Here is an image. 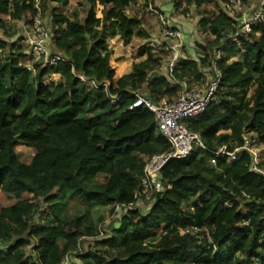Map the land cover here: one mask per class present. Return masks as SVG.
Segmentation results:
<instances>
[{
  "label": "trees",
  "instance_id": "obj_1",
  "mask_svg": "<svg viewBox=\"0 0 264 264\" xmlns=\"http://www.w3.org/2000/svg\"><path fill=\"white\" fill-rule=\"evenodd\" d=\"M76 1L82 18L59 11L69 0H0V191L14 199L0 207V264H58L67 256L69 264H264V175L251 169L245 151L232 162L215 157L222 146L240 147L245 133L264 148V10L242 32L240 19L225 11L229 0H172V15L199 17L205 37L195 43L199 56L180 57L168 73V54L142 45L136 57L145 59L116 78L105 38L128 45L147 37L142 19L126 13L138 0ZM140 1L152 15L149 0ZM37 16L47 18L46 25L40 21L50 54L62 59L51 65L33 62L13 27H31ZM164 64L166 75L159 72ZM214 68L220 74L214 97L202 114L182 120L203 147L170 160L159 174L163 191L123 207L100 235L104 218L94 222L91 210L110 207L114 215L115 205L135 202L146 160L169 149L148 109L128 110L134 93L175 102L182 82L190 88L207 73L215 79ZM50 75L60 79L45 84ZM18 143L33 154L21 158ZM71 202L83 205L81 215L65 214ZM191 227L198 232H183ZM83 239L92 240L86 249ZM117 248L120 257L101 253Z\"/></svg>",
  "mask_w": 264,
  "mask_h": 264
},
{
  "label": "built area",
  "instance_id": "obj_2",
  "mask_svg": "<svg viewBox=\"0 0 264 264\" xmlns=\"http://www.w3.org/2000/svg\"><path fill=\"white\" fill-rule=\"evenodd\" d=\"M241 7V0H229L225 5V11L234 17L241 10ZM263 10L261 8L250 19H244L242 32H247L252 23L262 18ZM146 11L158 17V31L162 40H147L143 46L152 52H166L168 54V73H171L180 59L178 51L181 48L182 33L169 25L168 21L153 6L151 0L148 2ZM25 31L24 41L29 47L28 53L31 55L33 62L42 59L44 65H51L58 60H62L60 56L50 54L46 46L48 31L42 25L39 16L33 19L31 27H27ZM27 69L32 71L31 63L27 66ZM214 71L216 73L215 79H208L206 77L202 83H196L190 88L182 82L181 84L184 87L183 91L175 102L155 103L139 93H134L135 100L128 107V110H134L140 107L148 109L153 114L154 121L160 133L168 142L169 149L166 152L155 154L146 160L143 175L140 179V190L134 196L136 201L128 205H115L114 214L119 213L123 207H133L138 202H148L151 200L152 194L161 193L163 187L159 180V174L162 168L170 160L186 158L191 153L193 145L203 147L199 140V134L188 130L183 125L182 120L200 115L206 110L218 86L220 74L215 68ZM78 78L81 82L92 88L102 87L105 91L107 89V83H102L100 86L92 80L84 79L82 76H78ZM116 101L117 98H113V102ZM262 148L255 137L251 136L250 133H245L242 135V145L240 147L228 150L225 146H222L215 152V157H226L229 162H232L238 158L241 151H245L250 155L251 169L264 175V168H260L259 166L263 159ZM215 159L210 160V165L215 164ZM183 232L194 234L198 232V229L191 227ZM100 235H102V231H100ZM69 259L67 256L58 264H69Z\"/></svg>",
  "mask_w": 264,
  "mask_h": 264
},
{
  "label": "rangeland",
  "instance_id": "obj_3",
  "mask_svg": "<svg viewBox=\"0 0 264 264\" xmlns=\"http://www.w3.org/2000/svg\"><path fill=\"white\" fill-rule=\"evenodd\" d=\"M37 2H38V0H35V3H37ZM241 2H242L241 10L234 17L237 19H240L242 24H243L244 19L245 20L250 19L252 17V15L256 11L261 9L262 6L264 5V0H241ZM58 9L62 14H65L67 16H70L74 12H78L79 18H82V15H84V10H83L84 7L78 6L77 2L75 0H69V2L66 5H59ZM196 17H197V15L194 12L191 13V15L189 16V19H191V23H193V24L196 23L194 20V18H196ZM39 18H40V16H39ZM40 19L42 20L43 24L46 25V21H47L46 19L47 18H45V19L40 18ZM13 27H15V31L17 30L18 36H21L22 39H24V35L26 32L25 30H27V27L24 26L22 23H15V25ZM182 32L184 33L186 31H183V29H182ZM153 34H154L153 37L155 39L162 40L159 36V31H158V35H156V31L153 32ZM15 38H16V35L13 36L12 39H15ZM154 38H152V40H154ZM8 40H10V39H8ZM188 41H198L199 43H201V42H205V37L201 33H199L198 31L196 32L193 28V30L191 32H189V40ZM138 43H139V41L133 42L134 52H133V48H132V50L130 49L132 55L129 58H132V57L134 58L133 53H135L137 51L138 47H136V46L139 45ZM20 45L23 47L24 51H26L27 53L29 52V47L27 46V44L25 43L24 40L21 42ZM107 48H108V46H107ZM108 49H110V48H108ZM129 58H127V59L129 60ZM112 59H114V58L112 57ZM115 63H116V60H115ZM205 71L207 72V70H205ZM207 78L212 79V75L207 73ZM59 79L55 80L53 77L51 78V75H50V76H48L47 79L44 80V83L45 84L52 83V82L54 83V82H57ZM162 102H166V101H162ZM15 150L21 158L30 157L33 154L32 149L26 147V145L21 144V143L17 144ZM262 155H264V148H262ZM13 202H14L13 198H11L9 195L2 193L0 191V207L1 206H8V205L12 204ZM141 203H143V202H138L137 205H140ZM44 208H45V205H42V209H44ZM109 211H110V207H96V208L91 210V218L94 222L97 221L99 216H102L104 218L103 222L101 223L102 233L104 232L103 228L110 225L118 216L117 215L118 213L114 214V215H110ZM82 213H83V205H81L79 202H71L68 204L65 214H67L69 217H73L76 215H81ZM90 241H92V240H88V239L81 240L80 247L82 249L88 248V246L92 244V242H90ZM29 251H30L29 248H27L26 253H29ZM101 253L106 258L120 257L122 255V250L120 248H117V249H113L109 252H107L106 250H103Z\"/></svg>",
  "mask_w": 264,
  "mask_h": 264
},
{
  "label": "crops",
  "instance_id": "obj_4",
  "mask_svg": "<svg viewBox=\"0 0 264 264\" xmlns=\"http://www.w3.org/2000/svg\"><path fill=\"white\" fill-rule=\"evenodd\" d=\"M76 1V0H75ZM77 2V1H76ZM141 1L138 0L136 3H134L126 12L128 15H137L138 18L142 19V24H141V30L147 35V37L144 38H138V37H133L130 44L124 45L121 40H119L118 37H106L105 38V43L107 44L108 48L112 50V57L116 60L115 67H116V78H119L125 74H128L131 72L132 69V64L136 62L143 61L145 59V56L142 57H136V52L134 54V58H129L131 57L132 53L130 49L132 50L133 48V42L134 41H139V45L136 47H140L146 43L147 40H152L154 38L153 32L156 31V35H158V25L157 22L154 18L153 15H150L148 13H143L141 10ZM153 6L158 8L165 16L167 19H173V23H176L179 26V31L182 33V41H181V48L179 49V56L186 57L190 56L192 58H197L199 56L198 49L195 47V43L198 44H203L204 42L199 43L198 41H185L186 32L189 33L193 30L197 32V19L194 18L196 23H191V19H185L181 16H176L172 15V0H153ZM172 15V16H171ZM84 15H82L83 17ZM186 31V32H182ZM155 39V38H154ZM188 40V39H187ZM46 46L51 50V42L50 40L47 41ZM23 52L26 54V51ZM134 52V48H133ZM129 58V60L127 59ZM161 74L166 75L167 74V69L165 64L161 67L160 71ZM54 78L55 80L59 79V75H51V78ZM112 229L114 226H111ZM110 227V228H111Z\"/></svg>",
  "mask_w": 264,
  "mask_h": 264
},
{
  "label": "water",
  "instance_id": "obj_5",
  "mask_svg": "<svg viewBox=\"0 0 264 264\" xmlns=\"http://www.w3.org/2000/svg\"><path fill=\"white\" fill-rule=\"evenodd\" d=\"M144 93H146V92H144ZM110 229H112V227Z\"/></svg>",
  "mask_w": 264,
  "mask_h": 264
}]
</instances>
